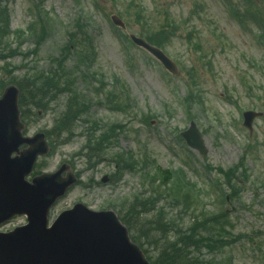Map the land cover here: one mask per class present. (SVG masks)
<instances>
[{
    "label": "rangeland",
    "instance_id": "1",
    "mask_svg": "<svg viewBox=\"0 0 264 264\" xmlns=\"http://www.w3.org/2000/svg\"><path fill=\"white\" fill-rule=\"evenodd\" d=\"M4 1L8 4L6 7L11 31L16 32L28 27L33 19L32 13H29L30 6L33 1H38ZM43 1L44 9L51 13L54 23L48 28V36L42 48L36 52L35 57L38 58L36 62L33 57L28 60L22 56L10 58L9 65L20 68L13 76L18 80L28 72V69L22 67L25 64L30 67L31 73L32 70L40 72L49 70V58H55L64 51V46L69 40L66 33L75 31L76 21H79L83 24L82 31H86L95 47L97 58L93 70L102 75L101 78L110 86L113 76L119 78L128 88L130 97L128 112L113 113L103 105H99L98 102H102V98L93 92L95 82L89 86L81 79L76 81L77 90L89 102L85 119L102 127L96 135L99 136L103 129L114 124L120 127V132L116 142L109 143L110 146L101 156L102 162L94 169L86 165L85 157L75 158V154L86 145L88 141L86 130L91 126L81 122L74 129L75 136L68 144L59 145L52 156L45 158V161L42 159L38 161V170L47 173L54 172L60 164L67 163L77 172L79 180L83 183V186L79 184L72 187L55 203L49 213L50 222L62 211L72 208L75 203L85 204L94 212L111 210L117 216H123L126 215V209L133 199L149 196L147 193L149 189L141 183L142 178L139 173H125L116 184L110 181L106 185L101 184L102 177L110 176L113 170L110 162L116 153L130 152L135 156H142L146 152V155L155 160L156 165L162 170L174 171L182 168L188 180L203 190H207L208 182L216 177L215 174L204 170V161L214 168L218 166L229 168L238 163L246 144L252 142V140L248 142L250 139L241 128L239 113L242 108L245 110L256 108L257 111L264 109V48L261 47L254 28L250 33L242 31V28L226 15L219 0H137L139 7L132 5L129 8L131 0ZM195 3L204 6L203 11L196 16L191 12ZM139 10L144 20L136 18L135 14ZM166 14L176 26H179L178 35L168 46L167 53L174 63H180L178 65L180 72V67L188 69L194 66L197 82L202 90L204 103L193 108L192 115H196L194 120H189L184 108L177 104V99L181 100L186 94L185 84L187 79L189 80L188 74L179 72L180 77L173 79V76L168 75L147 53L134 46L131 47L122 38L124 34L134 33L138 36L141 28L158 29L159 23H165ZM111 15L123 20L126 26L123 33L114 29L109 21ZM193 29H196L197 33L192 34V38L200 44L203 54L207 55L204 60H210L211 66L205 67V62L199 59V53H195L187 46L185 36ZM32 46L31 43H27L22 51H30ZM72 61L71 59L67 64H72ZM2 65L3 62L0 60V67ZM243 77L247 85H252L253 94L258 97L247 98L244 95L246 88H243ZM260 87L263 90H259ZM172 90H175L176 97ZM227 96L232 97L236 106L227 101ZM58 102L54 110L63 108L66 103L65 96H62ZM170 108H174V111ZM164 109L171 113V119L164 113ZM148 112L158 116L157 119L151 120L153 125L150 126H146L141 121ZM56 116V113L46 112L27 121L29 126L27 135L31 136L37 131L51 128ZM191 121L196 123L200 131L208 129L204 136L208 149L205 160H202L198 153H189L176 140L175 128L181 132ZM256 127L252 137L254 141L258 139L261 142L264 135V119L258 121ZM245 164L252 181L261 178L264 173V149L249 155L245 159ZM90 181L100 184L92 186ZM241 185L240 199L231 203L218 204L214 195L205 196L204 193H200L197 197L200 199V204L195 212L196 217L201 218L200 214L198 216L201 207H205L207 212L213 214L226 209L234 225L232 233L238 237L236 238L238 242L221 251L208 253L205 249H201L199 254L207 262L264 264V193L255 192L253 184L245 182ZM254 193L257 197H254ZM181 207V209L173 207L165 198L157 203L158 209L165 210L163 219L172 226V231L168 235L163 236L162 233L155 231L157 248L174 241L178 232L186 233L192 224L191 214L182 210L183 206ZM155 217L156 212L152 210L148 215L141 217V220ZM22 225H25V218L17 217L0 226V233L12 231ZM210 225L214 224L210 223ZM245 236L251 237V240ZM166 238L170 240L166 242ZM152 240L149 239V242ZM157 248H150L149 254L151 251L154 256L158 252ZM145 249H147L146 245ZM194 255H197L196 252Z\"/></svg>",
    "mask_w": 264,
    "mask_h": 264
},
{
    "label": "water",
    "instance_id": "2",
    "mask_svg": "<svg viewBox=\"0 0 264 264\" xmlns=\"http://www.w3.org/2000/svg\"><path fill=\"white\" fill-rule=\"evenodd\" d=\"M132 40L173 69L161 52L134 37ZM4 93L0 99V224L24 215L28 225L0 234V264H148L111 212L92 213L76 205L62 212L47 229L50 207L76 180L71 173L62 178L61 174L68 170L62 166L55 174L25 182L37 156L46 155L49 148L42 134L23 139L24 127L16 104L18 92L11 87ZM183 135L191 147L206 153L196 130ZM25 144L28 147L19 152ZM15 152L20 156L11 159Z\"/></svg>",
    "mask_w": 264,
    "mask_h": 264
},
{
    "label": "trees",
    "instance_id": "3",
    "mask_svg": "<svg viewBox=\"0 0 264 264\" xmlns=\"http://www.w3.org/2000/svg\"><path fill=\"white\" fill-rule=\"evenodd\" d=\"M3 13L4 11L0 10L1 18L4 17ZM1 23L7 27L6 18ZM148 39L152 42H155V43L157 42V44H160L161 42V41H154V39L151 36H149ZM66 50L71 51V47H68ZM87 51L88 49L79 48L75 52V56H76V60L82 63L84 67L89 68L88 66L91 62L90 52L88 53ZM55 65L59 69H64V61L62 62V60L55 61ZM42 76L43 75H40L38 77L39 82L41 81ZM53 77L55 76H52V78ZM51 84H47V82H45V84L43 85L42 82H40L39 84H37L36 82H33L32 84L33 89H31V92L35 94H39V99L40 101H42V99L45 97V94L48 92L49 89L53 91V89L48 88L51 86ZM57 85L58 84H56L55 87ZM23 91L24 89L20 88V92H22V98H23ZM36 105L40 106L39 103H36ZM68 110H70V107L68 108ZM61 124L66 125L64 122L61 123L59 121L58 127L60 129L63 128ZM95 150L96 151L93 153V156H95V154H98V150L97 149ZM117 164L118 166H121V164H124L123 159H120L119 163ZM158 177L162 179L166 176L162 175ZM158 177H154V179H157ZM170 181L172 182L171 183L172 191L176 188L175 185H177L179 189H184L183 187L184 184L181 183L180 181H177V179L174 178V176L170 178ZM188 191L187 193L190 195L191 191L189 187H188ZM148 204H149L148 202H145L143 206H147ZM136 207H137V204H134L132 208L134 209ZM205 210L204 212H206ZM199 213L200 212H198V216H199ZM141 214L142 213L140 212L130 213V215L134 216L135 218H138L139 216H141ZM161 216L162 215L160 213L156 216L155 220L141 222V225L136 222L137 220H134L130 223H132L133 226L136 225L139 227L138 230L141 231L139 232V234L143 235V238L147 240L148 238H151V240L153 238V240L149 242V245L153 246V245H157V239L155 237V234H153L154 231H158L162 233L163 236L166 235L167 233H170V231H172V226L169 225L170 223L163 222ZM201 216H202L201 219L193 216V220H192L193 223L187 229L186 233L178 232V235L175 237L174 241H172L171 243H166L164 247L162 246L161 248H159L156 256H154V258H149L151 263L152 264H213L214 263L213 261L207 262L203 260L200 256L195 257V255L193 254L194 252H192L191 250L198 252L199 248L202 247V248H205L208 252H213L215 250L221 249L225 244H227V242L223 240L222 235L218 236L219 233L221 234V232L225 233L227 231L226 229H224V226L221 224L225 220L220 219L219 221V219L212 217L210 214H207V213L202 214ZM124 223H126L129 229L131 228L130 223L126 221H124ZM210 223H213L214 225H210ZM204 233H208L207 236H204ZM169 240H170L169 238L165 239L166 242H168ZM147 244H148V241H147Z\"/></svg>",
    "mask_w": 264,
    "mask_h": 264
}]
</instances>
